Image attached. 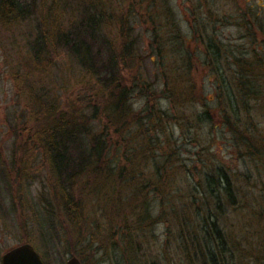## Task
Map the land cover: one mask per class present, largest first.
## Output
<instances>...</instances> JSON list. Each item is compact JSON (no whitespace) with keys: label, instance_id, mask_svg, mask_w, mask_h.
I'll use <instances>...</instances> for the list:
<instances>
[{"label":"rangeland","instance_id":"obj_1","mask_svg":"<svg viewBox=\"0 0 264 264\" xmlns=\"http://www.w3.org/2000/svg\"><path fill=\"white\" fill-rule=\"evenodd\" d=\"M26 1L32 4V0ZM39 8L38 5L32 18L0 25V160L13 159L23 147L12 125H16L19 114L18 124L30 116L31 86H44L48 99L57 95L62 105L67 98L73 100L65 92L85 96L90 93L87 87L95 86V82L89 83L82 77L81 68L64 49L56 51L55 60L48 64L49 75L33 65L31 44L39 33ZM133 14V37L140 55L126 70L133 89L130 103L135 111L143 112L147 108L146 94L153 95L157 105L167 111L166 128L172 144L166 142L161 132L158 135L166 154V170L172 176H167L165 182H156L157 157L145 160L141 174L127 187L131 198L124 205L127 218L122 224L117 209L114 212L102 205V179L94 182L98 183L95 192L101 198L89 192L73 195L74 204L77 208L80 204L81 209V218H75L67 213L54 180L27 183L14 172L8 177L13 185L10 191L2 185L4 177L0 172V264L9 249L25 243L32 244L46 264H67L77 254L81 255L82 264H188L179 220L187 219L200 232L197 219L193 220L195 210L199 211L197 207L206 208L208 204L215 211L217 199L206 200L202 189L205 175L213 173L217 166L231 170V182L237 192L234 200L240 202L231 206L222 197L225 210L216 223L227 253L222 260L217 259L218 263L264 264V153L253 159L246 156V148L239 147L225 124L226 104L215 101L218 84L205 51L206 36H213L224 40L228 50L240 52L239 57L246 62L254 60L256 64L261 60L259 56L264 58V0H162L160 7L153 6L150 11L149 16L157 17L154 22ZM189 54L192 63L188 70L185 56L188 58ZM254 74L261 92L248 110L241 109L245 116L242 132L258 135V142L264 144V75L256 71ZM174 80L180 87H185L184 80H189V86L194 83L198 88V97L190 95L180 113L165 97L167 85L172 88ZM201 97L205 101L197 102ZM206 104L211 106L210 122L198 121L197 117L207 110ZM96 122L93 126L98 128L101 122ZM33 147L36 146L32 144ZM116 148L108 156L110 163L123 152ZM99 177L90 178L94 181ZM136 184L140 190L142 184L158 187H150L143 201L137 196ZM222 193L225 195L224 190ZM145 208L152 220L148 223L141 219L147 214L143 212ZM200 238L204 239L202 234ZM219 246L222 247L221 243Z\"/></svg>","mask_w":264,"mask_h":264},{"label":"trees","instance_id":"obj_2","mask_svg":"<svg viewBox=\"0 0 264 264\" xmlns=\"http://www.w3.org/2000/svg\"><path fill=\"white\" fill-rule=\"evenodd\" d=\"M31 3L26 0H0V25L14 24L34 17L39 5V33L31 44L33 65L39 71H48L49 75L51 71L48 70V64L55 60L56 51L64 49L81 68L82 77L89 83L95 82V86L87 87L90 93L85 96L75 97L65 92L64 95L73 100L65 99L64 105L59 104L57 95L48 99V91L44 86L36 89L31 86L33 91L28 99L29 105L33 107H30V116L23 114L29 118L18 124L19 114L15 120L19 128L12 125V131L16 132L23 147L13 159L0 160V172L4 177L2 185L9 187L11 191L13 185L9 183L8 177L14 172L19 174V180L23 182L36 179L44 181L47 178L50 182L52 179L61 192L69 216L81 218L80 204L77 208L73 195L89 192L91 196L100 197L95 192L98 183L94 182L102 179V205L114 212L117 209L116 213L122 224H125L127 209L123 208L131 198L127 187L131 186L134 177L141 174L144 161L151 157L163 159L162 162L157 159L155 161L158 163L154 165L156 182H165L167 176H172V172L166 170V154L158 135L161 132L166 142L172 144V137L166 128L169 115L157 105L153 95L147 94V108L143 112L135 111L130 103L133 89L126 76V70L137 62L140 55L133 37L132 13L134 16L140 14L145 21L154 22L157 17L149 16L150 11L153 6L160 7L162 0H32ZM112 33L117 36L113 38ZM205 45L207 64L212 67L218 84L215 101L226 104L225 124L234 133L239 147L246 148V156L253 159L263 155L264 144L258 142V135H244L245 130L242 132L245 116L241 109L248 110L260 95L261 85L256 81L254 71L264 75V58L259 56L261 60L256 61V64L254 60L246 62L239 57L240 52L228 50L224 40L213 36H206ZM185 57V66L189 70L191 55ZM231 59L234 64L230 62ZM172 80L173 77L170 82ZM184 81L185 87L178 86L180 83L174 80L172 88L167 85L165 89V97L172 101L178 113L185 107L189 96L197 95L198 91L194 83L189 86V80ZM136 82L137 79L134 85ZM200 100L205 101L201 97L197 102ZM204 107L207 110L197 120L205 119L210 122L211 106L206 104ZM96 121L101 122L98 128L93 126ZM29 125L31 127L27 128ZM245 128L248 129L246 126ZM32 144L36 147L31 148ZM115 146L123 152L120 159L117 155L110 163L108 156L117 149ZM153 151L159 152L153 154ZM213 173L205 175L206 184L202 195L206 200L217 199V204L216 207L214 204V212L208 204L206 208L198 206L199 211L195 210L193 220L199 219V223L196 220V228L201 226L200 232L196 231L194 224L190 226L187 219L179 220L180 237L186 243L184 248L188 264H195L196 261L219 264L217 259L222 260L227 253L216 223L225 210L222 197L231 206L239 205L240 202L234 200L237 192L231 182V170L217 166ZM98 175V179L91 180V176ZM136 182L139 181L136 179ZM135 186L138 198L143 201L150 187H158L156 184H150L149 187L142 184L140 190L138 184ZM215 193L219 195L216 196ZM128 197L129 200L126 201ZM145 205L146 202L143 207ZM144 210L147 214L141 219L148 223L152 220L147 208ZM125 227L120 226L121 229ZM200 234L204 239L200 238ZM214 243L217 246H213ZM76 256L82 259L80 254Z\"/></svg>","mask_w":264,"mask_h":264},{"label":"water","instance_id":"obj_3","mask_svg":"<svg viewBox=\"0 0 264 264\" xmlns=\"http://www.w3.org/2000/svg\"><path fill=\"white\" fill-rule=\"evenodd\" d=\"M2 264H45L36 248L30 244H20L2 256ZM67 264H82L77 257H70Z\"/></svg>","mask_w":264,"mask_h":264}]
</instances>
